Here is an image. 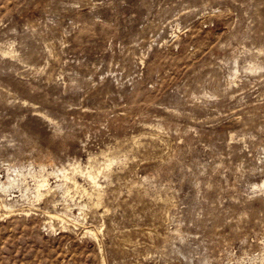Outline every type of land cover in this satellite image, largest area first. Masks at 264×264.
<instances>
[{
  "label": "rangeland",
  "instance_id": "rangeland-1",
  "mask_svg": "<svg viewBox=\"0 0 264 264\" xmlns=\"http://www.w3.org/2000/svg\"><path fill=\"white\" fill-rule=\"evenodd\" d=\"M14 168L0 264H264V0H0Z\"/></svg>",
  "mask_w": 264,
  "mask_h": 264
},
{
  "label": "bare ground",
  "instance_id": "bare-ground-1",
  "mask_svg": "<svg viewBox=\"0 0 264 264\" xmlns=\"http://www.w3.org/2000/svg\"><path fill=\"white\" fill-rule=\"evenodd\" d=\"M19 168H17V169L14 168L12 170V173L11 172L10 173H7V176H6V179L5 180H0V198H1L0 206L3 207L5 210H7V212L13 211L14 210V207L16 206V202L9 201L10 198L8 197V196H10L12 194V189L14 187L15 188L17 187V189L20 192V196L26 197V198L32 197L35 200H39V199H41L45 195V193L41 190L42 187H46V193L52 191L51 190L52 188L49 187V185H48V179L44 175H42L43 177L40 180H37L36 181V185L32 189H30L25 184H24V186H21V185H23V182H24V175H25V173L32 174L33 175L34 172L31 171V170H27L25 172L24 170L19 169ZM49 172L47 173V176L49 174H55L57 176L58 175L57 173H59L62 176L63 179H65V180H67V179H73L74 184L75 185L77 184L76 180H74L73 177L69 176V174L66 171V169L61 168L59 170H56V171H53V172H50V173ZM80 172L84 173L87 176V178L90 179V181L94 184V186L97 187V188H99V184H98V182L96 180V176L94 175V172L93 171H91L89 169V170H86L84 172L82 170H80ZM53 188H56V189H66L67 188V185L64 182H60V183L55 184V186ZM30 195H32V196H30ZM51 216H53V215H51ZM51 228H52V225H51ZM89 233L91 234V232H89ZM91 235H96V234H91Z\"/></svg>",
  "mask_w": 264,
  "mask_h": 264
}]
</instances>
